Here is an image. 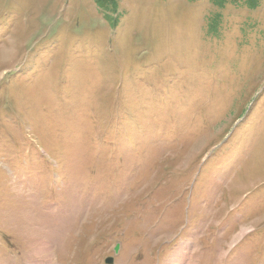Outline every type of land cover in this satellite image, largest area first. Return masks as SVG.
Wrapping results in <instances>:
<instances>
[{"label":"rangeland","instance_id":"1","mask_svg":"<svg viewBox=\"0 0 264 264\" xmlns=\"http://www.w3.org/2000/svg\"><path fill=\"white\" fill-rule=\"evenodd\" d=\"M256 2L0 0V264H264Z\"/></svg>","mask_w":264,"mask_h":264},{"label":"trees","instance_id":"2","mask_svg":"<svg viewBox=\"0 0 264 264\" xmlns=\"http://www.w3.org/2000/svg\"><path fill=\"white\" fill-rule=\"evenodd\" d=\"M190 1H193V0H190ZM209 1L213 6H216L217 8H223L224 5L227 3V1L235 2V0H209ZM246 2L249 8H255L257 5L256 0H246Z\"/></svg>","mask_w":264,"mask_h":264},{"label":"water","instance_id":"3","mask_svg":"<svg viewBox=\"0 0 264 264\" xmlns=\"http://www.w3.org/2000/svg\"><path fill=\"white\" fill-rule=\"evenodd\" d=\"M112 262H113V261H112V258H106V259H105V263H106V264H112Z\"/></svg>","mask_w":264,"mask_h":264},{"label":"bare ground","instance_id":"4","mask_svg":"<svg viewBox=\"0 0 264 264\" xmlns=\"http://www.w3.org/2000/svg\"><path fill=\"white\" fill-rule=\"evenodd\" d=\"M49 246V248H50V250H56L57 248H54V246L53 247H51V245L49 244V243H47ZM53 248V249H52ZM175 264V263H174Z\"/></svg>","mask_w":264,"mask_h":264}]
</instances>
